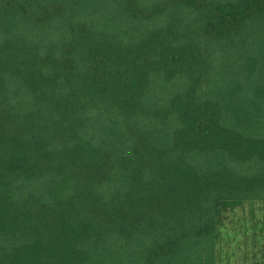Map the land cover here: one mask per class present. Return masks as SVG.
Returning a JSON list of instances; mask_svg holds the SVG:
<instances>
[{
	"label": "trees",
	"instance_id": "obj_1",
	"mask_svg": "<svg viewBox=\"0 0 264 264\" xmlns=\"http://www.w3.org/2000/svg\"><path fill=\"white\" fill-rule=\"evenodd\" d=\"M0 264H264V0H0Z\"/></svg>",
	"mask_w": 264,
	"mask_h": 264
},
{
	"label": "rangeland",
	"instance_id": "obj_2",
	"mask_svg": "<svg viewBox=\"0 0 264 264\" xmlns=\"http://www.w3.org/2000/svg\"><path fill=\"white\" fill-rule=\"evenodd\" d=\"M233 233V232H232ZM243 239V234L241 233V231H239V229L237 230V232L235 233V236H233V238H231V247H233V248H235L234 249V251H238V248H237V246L236 245H238V243H240L239 244V246H242V240ZM235 246V247H234ZM237 255L239 254V252L238 253H236ZM241 254V253H240ZM236 255V256H237Z\"/></svg>",
	"mask_w": 264,
	"mask_h": 264
}]
</instances>
